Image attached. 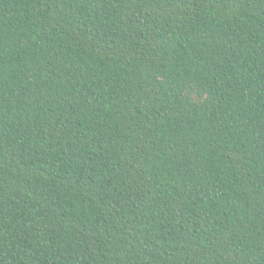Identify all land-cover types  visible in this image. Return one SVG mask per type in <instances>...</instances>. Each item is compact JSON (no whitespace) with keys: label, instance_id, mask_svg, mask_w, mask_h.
Masks as SVG:
<instances>
[{"label":"trees","instance_id":"obj_1","mask_svg":"<svg viewBox=\"0 0 264 264\" xmlns=\"http://www.w3.org/2000/svg\"><path fill=\"white\" fill-rule=\"evenodd\" d=\"M0 264H264V0H0Z\"/></svg>","mask_w":264,"mask_h":264}]
</instances>
